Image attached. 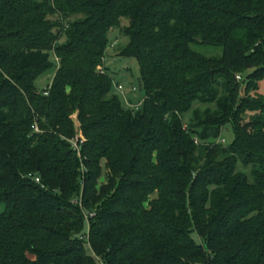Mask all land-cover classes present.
I'll return each instance as SVG.
<instances>
[{
	"label": "trees",
	"instance_id": "1",
	"mask_svg": "<svg viewBox=\"0 0 264 264\" xmlns=\"http://www.w3.org/2000/svg\"><path fill=\"white\" fill-rule=\"evenodd\" d=\"M260 87L264 0H0V264H264Z\"/></svg>",
	"mask_w": 264,
	"mask_h": 264
},
{
	"label": "rangeland",
	"instance_id": "2",
	"mask_svg": "<svg viewBox=\"0 0 264 264\" xmlns=\"http://www.w3.org/2000/svg\"><path fill=\"white\" fill-rule=\"evenodd\" d=\"M110 41L114 46L109 47L106 50L103 64L112 79L113 93L118 96L123 104L124 97H126L131 99L133 104L136 105L140 103L143 98V91L139 86L140 74L138 64L134 59L121 58L117 56V50H120L126 44L125 38L120 37L117 32H114L110 36ZM52 77L53 71L47 72L41 76L36 82L37 89L41 91L43 87L50 84ZM116 85H121L123 87V91H117L115 89ZM132 88H135L137 91L134 93L131 92ZM260 92L264 94L261 87ZM222 139L224 140V145H229L233 141V134L229 126L224 128L222 132Z\"/></svg>",
	"mask_w": 264,
	"mask_h": 264
},
{
	"label": "built area",
	"instance_id": "3",
	"mask_svg": "<svg viewBox=\"0 0 264 264\" xmlns=\"http://www.w3.org/2000/svg\"><path fill=\"white\" fill-rule=\"evenodd\" d=\"M236 79L239 80V77H237ZM115 89H116L117 91H119V92H122V91H123V87H122L121 85H116V86H115ZM136 91H137V90H136L135 88H132V91H131V92L134 93V92H136ZM45 95H47V94H45ZM128 99H129V98L124 97V104H125L127 107H134V108H137V107L139 106V103L136 104V105L131 104V103L129 102ZM34 131H35V132H38V129H37L36 127H34ZM79 142H81V140L79 141V138H78V137H76L75 140L72 142V145H73L74 149L77 151V153H78V151H79V145H78ZM223 142H224V141H222V143H223ZM36 182H38V180H36Z\"/></svg>",
	"mask_w": 264,
	"mask_h": 264
}]
</instances>
